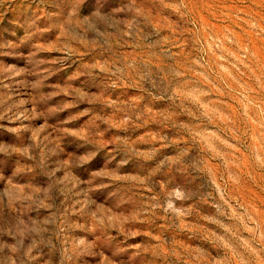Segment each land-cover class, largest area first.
<instances>
[{"label": "rangeland", "instance_id": "1", "mask_svg": "<svg viewBox=\"0 0 264 264\" xmlns=\"http://www.w3.org/2000/svg\"><path fill=\"white\" fill-rule=\"evenodd\" d=\"M0 264H264V0H0Z\"/></svg>", "mask_w": 264, "mask_h": 264}]
</instances>
